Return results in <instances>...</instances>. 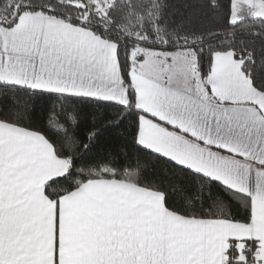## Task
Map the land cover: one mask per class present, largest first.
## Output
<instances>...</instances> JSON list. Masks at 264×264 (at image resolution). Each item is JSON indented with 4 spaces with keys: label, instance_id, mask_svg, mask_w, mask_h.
I'll list each match as a JSON object with an SVG mask.
<instances>
[{
    "label": "snow or ice",
    "instance_id": "1",
    "mask_svg": "<svg viewBox=\"0 0 264 264\" xmlns=\"http://www.w3.org/2000/svg\"><path fill=\"white\" fill-rule=\"evenodd\" d=\"M204 2L244 29L169 33L161 0L127 33L137 0H0V264H264V100L214 111L171 74L190 48L212 95L222 53L264 96L235 47L264 38V0Z\"/></svg>",
    "mask_w": 264,
    "mask_h": 264
},
{
    "label": "trees",
    "instance_id": "2",
    "mask_svg": "<svg viewBox=\"0 0 264 264\" xmlns=\"http://www.w3.org/2000/svg\"><path fill=\"white\" fill-rule=\"evenodd\" d=\"M154 2L155 0H137L135 8L129 9L122 14H114L117 15L118 26H121L122 31L126 33L129 29L137 28L141 23H144L147 27H151L152 24L150 22L154 21L156 18V12L152 9V4ZM161 2L166 5L163 16L168 21L169 33L187 34L190 38H194V34L207 33L208 31H221L224 34H230L232 32L239 33L244 29L243 24L235 28H228L226 25V10L223 7L218 9L207 8L204 0H161ZM245 23L251 22L246 21ZM254 30L255 29H253V31ZM241 39L249 49L254 50L256 53L257 63L255 65L249 63L245 66L246 70H250L253 78L257 80L264 78V63L260 62L261 57L264 56V38L254 36L242 37L237 35V43L235 45L237 54L242 50V46L239 44ZM254 39L256 43L252 44L251 41ZM181 51H189L194 56L190 48H184L176 52ZM195 66L197 71L196 60ZM208 67L209 66L205 64V77L208 74ZM111 135L115 136L116 133H112ZM176 171V169H165L162 165H157L155 169L149 172L147 179L155 181L162 188H167L171 182L177 179L185 181L188 179L187 175L177 177L174 175ZM176 203L177 201H175L174 197H169L170 206H175Z\"/></svg>",
    "mask_w": 264,
    "mask_h": 264
},
{
    "label": "crops",
    "instance_id": "3",
    "mask_svg": "<svg viewBox=\"0 0 264 264\" xmlns=\"http://www.w3.org/2000/svg\"><path fill=\"white\" fill-rule=\"evenodd\" d=\"M72 36L77 32L83 33L82 29H69ZM74 46L76 43L74 42ZM114 57V49L111 50ZM174 63L172 67L173 87L183 96L200 97L203 105L214 111H224L225 105L217 103L219 100L244 101L255 98L256 102L264 100V96L255 92L249 84L247 78L239 73L222 53L216 54L211 63V75L217 81V87L212 90V95L204 91L203 85L208 82V76L201 80L196 71L195 58L189 51L175 52L173 54ZM156 63V61H152ZM114 67V59H113ZM227 69V70H225ZM216 97V98H213ZM264 106V105H262ZM241 104H233L228 107V111L239 112Z\"/></svg>",
    "mask_w": 264,
    "mask_h": 264
}]
</instances>
